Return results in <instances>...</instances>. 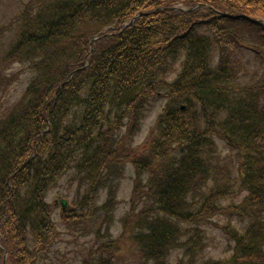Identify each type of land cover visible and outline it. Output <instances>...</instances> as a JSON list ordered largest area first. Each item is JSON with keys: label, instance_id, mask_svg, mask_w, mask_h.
Returning a JSON list of instances; mask_svg holds the SVG:
<instances>
[{"label": "trees", "instance_id": "obj_1", "mask_svg": "<svg viewBox=\"0 0 264 264\" xmlns=\"http://www.w3.org/2000/svg\"><path fill=\"white\" fill-rule=\"evenodd\" d=\"M177 5L199 8L173 10ZM140 12L146 15L119 28ZM19 21L0 64V93L11 85V63L26 66L31 77L0 121V264L5 252L7 264L56 263L60 234L49 191L79 153L102 169L121 159L112 153L117 130L138 129L162 95L149 148L135 151L132 161L140 172L134 196L147 189L155 200L140 211L139 223L152 219L149 233L135 235L139 245L156 254L155 264H167L162 243L177 237L173 225L157 220L161 213L184 223L219 215L228 219L223 229L232 254L199 264H264V0H28ZM107 27L118 29L100 37L90 54L94 36ZM240 75L249 79L234 89ZM220 143L235 153L236 180L216 160ZM210 172L212 179L200 177ZM116 178L91 177L81 208L94 207L102 191L108 207ZM195 190L192 199L202 201L192 210L186 198ZM239 196V203L224 205ZM74 218L62 212L66 226ZM124 246L102 245L107 257L97 264H111L112 256L128 264L133 253ZM194 248L176 263L198 264Z\"/></svg>", "mask_w": 264, "mask_h": 264}, {"label": "rangeland", "instance_id": "obj_2", "mask_svg": "<svg viewBox=\"0 0 264 264\" xmlns=\"http://www.w3.org/2000/svg\"><path fill=\"white\" fill-rule=\"evenodd\" d=\"M26 1L28 0H0V60L16 41L20 22L19 14ZM11 64V68L7 70V72L13 73L10 92L7 96H2V93H0V121L4 117V114L8 112V108L21 98L30 75V72L26 73V66L21 63ZM251 71L250 66H247L246 73L250 74ZM240 76V79L234 84V89L242 88V83L244 81L247 82L249 79L247 78L248 75ZM169 77L173 80L175 78V73H172ZM164 101L165 99L163 96L157 100L153 112L144 122L141 130L130 136V142L124 145L118 140H113V143H116L113 153L119 151L124 156L116 162H113V160V164H110V168L106 169V171L112 173L111 177L124 178L117 179V197L109 203L108 207H104V198L98 200L95 208L81 209L79 205L87 190L88 177H94L90 174L91 167L89 163L83 164L80 168H77L78 164H72V168L69 170L68 174L64 176L65 179L61 182L60 186L50 194V201L64 196L73 209L74 216H76L74 211L78 209L84 210L85 212L90 210V213L86 212V216L89 220H83V223L80 224L82 227L77 228L75 232H67L64 229H59V233H61L62 236L55 246L56 252L54 258L56 259V257L60 255H66L67 257H63L57 264H82V257L85 256L86 253L93 251L92 254L94 255L98 242L105 243L107 240L114 242L115 246L124 243V253H130L132 249L133 254L129 256L128 264L156 263V254H145L142 247L139 245V241L135 237L139 232L144 234L150 232L149 225L150 219L152 218L148 217L146 220H143L141 224L138 222L140 220L139 214L146 205L150 206L154 204L155 200L153 191L143 189L134 196V200L131 202L134 186L133 177L136 176V171L135 167L132 166L130 153L135 150H138L136 151L137 153L143 152L145 149L149 148V143L145 141L152 130L156 117L163 108ZM117 132H119V130H117ZM219 145L220 149L217 152L216 160L222 166L227 165L235 178L233 180H236L235 176L238 175V169L235 153L232 152L228 146L222 143ZM211 174L210 172L200 177H210ZM217 177L221 176L217 174ZM210 178L212 179V177ZM70 179H72L71 185ZM196 192V190L191 191L186 198V201L192 206V210H196L200 206L198 203L202 201L199 200V197L202 198L200 195L197 196L196 200L192 199L193 195L196 197ZM198 192L199 194L204 193L202 190ZM240 200L241 198L239 197V199L236 198L225 202L224 205L230 204L233 201L238 203ZM60 208L61 207L56 209L57 211H55L54 215V219L59 225V228L61 226L59 220V214L61 213ZM157 220L170 226L173 225L172 227L177 237L172 245L167 244V246H164V242L162 243L163 250L167 251L165 256L167 264H176V262L181 259V256H183V253L192 246H195V248L192 249V258L198 264L211 259H222L230 255L228 248L229 240L222 231L228 220L223 216L220 217L216 215L210 220L204 217H197L193 223H184L177 220L175 217L173 218L161 213V216ZM70 221L72 222L74 220L72 219ZM233 225L242 227V224H238L237 221H233ZM177 244L178 246H176ZM103 253L106 254V251H103ZM116 261L117 260L113 259L112 256L110 263L115 264ZM95 264H97V260Z\"/></svg>", "mask_w": 264, "mask_h": 264}, {"label": "water", "instance_id": "obj_3", "mask_svg": "<svg viewBox=\"0 0 264 264\" xmlns=\"http://www.w3.org/2000/svg\"><path fill=\"white\" fill-rule=\"evenodd\" d=\"M64 204H65V202H64Z\"/></svg>", "mask_w": 264, "mask_h": 264}]
</instances>
